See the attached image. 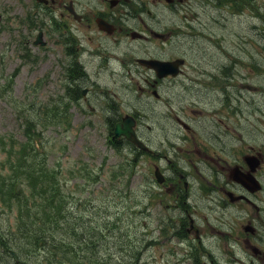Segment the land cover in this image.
<instances>
[{
    "label": "rangeland",
    "instance_id": "374dc122",
    "mask_svg": "<svg viewBox=\"0 0 264 264\" xmlns=\"http://www.w3.org/2000/svg\"><path fill=\"white\" fill-rule=\"evenodd\" d=\"M14 1L0 0V10H6ZM236 1L239 4L241 2ZM253 1L259 13L246 9L238 15L235 13L237 11L235 8H230L229 12H226V5H219L215 3V0H197L194 6V17L184 18L175 13L166 18L165 28L171 38L164 47L161 45L165 55L173 56L185 52L190 54L191 50L182 42V38L185 36V41L188 42L192 35L198 34L204 46L198 50L205 52L208 47L210 58L204 60L198 56L200 61L193 60L187 63L185 70H188L189 76L178 78L176 88L164 93L165 96L174 94L173 99L165 98L166 101L159 105L162 110L178 105L185 121L190 125L189 128L184 127L174 116L167 115L166 112L160 116L142 117L140 124L145 132H151L152 148L161 149L166 154L167 159L163 161V168L169 178L177 174L176 171L184 173L181 168L191 167L190 175L196 181L195 187L200 195L208 188L205 177L197 171L200 166L196 165V161L202 162L211 148L216 146L222 150L246 149L249 144L260 143L261 145L259 133H264V112L256 106L264 105V92H261L264 91V86L257 83L250 86L251 90L229 92L241 94L242 99L253 103L254 110L250 112L249 118L231 109L232 103L225 101L226 94L220 97V101L228 103L229 108L221 105L216 107V103L219 102V99L214 96L216 92L205 96L204 99L197 100L196 97L200 87L220 88V83H217L220 82L219 77L216 80L212 78L216 82L215 85L210 79L216 74L219 56L228 58L241 74L237 78L226 70L224 74L228 81L227 87L232 86L234 89L244 87L248 81L242 78L243 74L248 75V80L256 78V68L249 65L245 57L249 54V49L253 53L261 50L259 44L252 38L257 37L259 32L255 17L260 15V8H264V0ZM17 15V19H4L6 28H0V137H4L0 147V159L3 157V164H17L16 157H9V154L12 149L19 148V140L24 139L29 142L24 136L22 138L23 128H41L45 151L48 153L47 162L59 171V178L66 190L76 197H97V217L100 216L98 213H101L102 220L110 221L112 224L108 240L103 241L100 246V250L107 257L138 255L140 264H164L167 260L170 264H200L196 258L190 260L185 255L186 249L193 246L198 252L197 259L200 258L201 264H205V258L202 256L204 253H218L220 257L216 264H220L223 260L221 254L228 256L227 244L223 241L218 229L209 223L223 221L222 213L212 209V205L201 196L196 202L188 200L195 188L189 185L188 193L184 197L181 196L180 201L182 207L184 205L188 209L196 225L191 232L185 231L187 235L185 232L178 231V234L184 235L187 240L190 239L189 245L185 248L177 236L167 237L166 235L164 238L160 233L161 217L174 216L175 212L172 208L177 194H166L161 197L157 185H154L150 189L153 196L146 198L144 186L149 176L150 162L143 155H140L141 158L134 159L124 151V147H117L111 142L107 119L68 117L65 125L49 122L48 126L42 127V121L46 119L35 117L36 123L22 124L24 115L21 109H28L27 105L30 104V98L35 92L34 86H39L40 80L34 74V71L39 69L32 66L30 62L31 52L24 53V50L16 52L10 49L16 37L14 34L9 35L8 26L18 22L19 14ZM201 21H205L208 28L206 30L208 33L204 34V40L200 39L199 35L202 33H197L195 23ZM195 38L198 40L197 37ZM257 39L259 40V37ZM146 45L150 52H153L155 44L147 43ZM261 71L264 74V69ZM41 86L43 87V84ZM50 87L58 88L56 85H50ZM222 91L226 89L223 88ZM37 95L38 99H47L53 94L40 91L34 96L37 97ZM228 98L231 100V97ZM177 123L181 127H177ZM243 137L249 139L246 140ZM10 139L15 142H11ZM154 161L156 162V159ZM154 166H152L153 173ZM93 169L95 172L91 175L86 174ZM150 200L151 205L147 212V202ZM167 204L170 206L168 207ZM9 215H11L10 212L4 215V223L12 219ZM185 227L190 228L191 225H185ZM197 234L201 235L203 240L207 238L205 245H210L208 248L205 246L207 249L203 247L204 241L199 243L194 239ZM212 236H218L220 241L212 239ZM102 245L106 247L105 250ZM163 250L170 256L168 254L162 256ZM37 256L39 253H27L22 260L14 264H38ZM65 262V264H71L68 259H65ZM0 264H12V261L10 258L0 257Z\"/></svg>",
    "mask_w": 264,
    "mask_h": 264
},
{
    "label": "flooded vegetation",
    "instance_id": "af4514ba",
    "mask_svg": "<svg viewBox=\"0 0 264 264\" xmlns=\"http://www.w3.org/2000/svg\"><path fill=\"white\" fill-rule=\"evenodd\" d=\"M195 5L196 0H15L13 6L0 12V28L6 26L4 19H17L19 14L18 22L8 26L9 35L16 37L12 47L30 50L31 63L39 69L35 73L42 76L43 92L55 91L58 95L51 104H37L35 110L46 116L66 111L69 116L114 118L116 122L127 115L135 117L137 132L151 150L142 151L124 137L112 140L125 143L130 154L143 155L152 165L156 163L152 159L160 163L167 180L161 196L177 194L172 208L175 214L163 215V225L177 228L191 225L187 232L196 224L188 209L182 207L180 197L188 193L190 184L177 176L167 179L162 167L167 156L161 149L152 148V134L145 132L140 124L142 117L166 112L190 127L185 124L178 105L169 106L167 110L159 108L165 98L173 99L174 94L165 96L164 93L176 88L182 76L158 77L155 69L142 65L138 59L174 60L183 56L162 52L161 45L164 47L171 38L165 22L167 16L175 13L184 18L194 17ZM147 43L155 44L153 52ZM185 67L182 66V74H187ZM239 96L227 93L225 101L239 103ZM176 126L181 127L179 123ZM229 152L231 162L222 159V149L211 148L202 160L204 166H211L215 172L207 174L208 189L200 195L195 187L188 200L196 202L201 196L212 209L222 213L223 221L209 224L218 229L227 244L228 256L221 254L224 263L264 264V195L261 194L264 192V157L255 147L246 151L231 148ZM246 154L261 155V164L254 171L244 158ZM236 170L260 179L261 190L254 191L237 181ZM148 179L149 184L155 183L152 173ZM248 185L252 186L250 182ZM194 239L199 243L204 241L203 247L207 249V238L203 240L197 234ZM212 239L220 241L218 236ZM203 255L207 257L206 253ZM210 256V263L206 264L219 261L215 253Z\"/></svg>",
    "mask_w": 264,
    "mask_h": 264
},
{
    "label": "trees",
    "instance_id": "16d2710c",
    "mask_svg": "<svg viewBox=\"0 0 264 264\" xmlns=\"http://www.w3.org/2000/svg\"><path fill=\"white\" fill-rule=\"evenodd\" d=\"M219 1L239 4L236 0ZM240 1L242 7L251 6L259 13L253 0ZM258 18L257 41L262 48L259 55L253 56L262 70L264 8H260ZM260 81L264 83V76ZM9 155L16 157L17 164L0 167V202L4 205L0 206V225H7L0 226L2 253L9 255L10 249H15L19 257L28 252L40 253L45 264H65V259L71 264H104L108 257L100 246L106 240L105 232L110 230L104 226L110 224L102 220L103 216L97 217V197H76L68 192L59 171L48 164V156L41 150L36 153L20 146ZM7 211H14L15 215L11 222L3 223L2 215ZM19 235L25 243L18 239Z\"/></svg>",
    "mask_w": 264,
    "mask_h": 264
},
{
    "label": "water",
    "instance_id": "95a60500",
    "mask_svg": "<svg viewBox=\"0 0 264 264\" xmlns=\"http://www.w3.org/2000/svg\"><path fill=\"white\" fill-rule=\"evenodd\" d=\"M140 61L151 66V67H153V68H155L158 71L159 75L164 74L163 70H165V72H168L170 69V67L164 68L165 62H162V61L142 60V59H140ZM134 124H135V121L133 118H131V117L124 118L122 122L117 123L115 130H114V135L116 137V136H120L121 134H123L126 136V138L133 141L138 146L146 148L145 144L137 138L135 130L133 128ZM157 176H158L159 180L161 181L162 179L160 178V176L158 174H157Z\"/></svg>",
    "mask_w": 264,
    "mask_h": 264
},
{
    "label": "bare ground",
    "instance_id": "6f19581e",
    "mask_svg": "<svg viewBox=\"0 0 264 264\" xmlns=\"http://www.w3.org/2000/svg\"><path fill=\"white\" fill-rule=\"evenodd\" d=\"M234 95H238V96L240 95V96H239V103H242L243 101H244V102L246 101V99H242V98H241V97H242V95H241V94H234ZM256 108H258V109H259V108H261V107H259V106H256Z\"/></svg>",
    "mask_w": 264,
    "mask_h": 264
}]
</instances>
